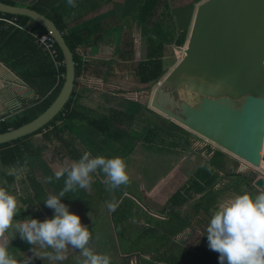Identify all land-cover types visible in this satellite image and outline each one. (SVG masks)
Segmentation results:
<instances>
[{"label": "crops", "instance_id": "obj_1", "mask_svg": "<svg viewBox=\"0 0 264 264\" xmlns=\"http://www.w3.org/2000/svg\"><path fill=\"white\" fill-rule=\"evenodd\" d=\"M17 2L29 5L33 0H17ZM146 2L147 0H74L75 7H72L67 3V0H58V4L56 0H48L47 5L43 7L48 15L53 18L58 17L59 22L63 25L61 34L74 44V53L81 64V72L74 79V99L70 105L77 108L78 116L66 121L67 124L71 129L74 128L78 132H82L81 134L90 140L88 145L91 149H95V153H108L104 144L107 143L111 146L110 133H124L131 139L132 146L129 144V148L123 151L124 154L119 153L117 156L125 160L131 178L133 164L160 166L162 160L169 159V166H182V163L172 160L173 153L164 156L149 153L147 150L141 149V143L148 135L155 134V130L149 129L146 118L153 115L152 112L146 111L148 105H146L148 93H146V89L155 80L162 79L181 58L182 54H178L175 49L181 47L175 46V40L182 37V44H185L194 7L192 5L186 21L177 28L167 12L168 5L170 7L171 4L170 0L168 3H162V0H159L158 3L156 0L155 6L151 8H146ZM57 5L58 8H56ZM155 25L161 26L164 35L157 34V30H152ZM21 32L32 40H27L24 54L28 56L29 52L33 50V45L37 44L29 34ZM0 64V117H10L17 114L15 112L19 113L29 107L30 102L37 97L29 85L30 79L19 77L18 69H13L11 64L5 65L1 59ZM6 69L17 78H14ZM147 74H150L152 79L146 84L139 82V79ZM85 80L89 81L85 82ZM80 90L89 92L91 98L80 96L78 94ZM83 110H87L88 114H84ZM171 125L172 128L176 126ZM63 136L64 133H61L60 138L62 139ZM48 145L52 151L56 152V158L46 155L45 166H53L54 163L56 167L61 168L82 156L72 154L74 155L72 158L68 152L60 153L61 146L53 148V144L48 143ZM75 145L80 148L83 146L78 142ZM58 150L60 151L58 152ZM69 151H72L71 148ZM114 155L116 154L113 153L112 156ZM262 170L260 166L258 171ZM140 172L143 173V171ZM142 173H137L135 176L141 178ZM158 181L161 182L160 179ZM94 183L93 176L92 184ZM50 186L46 182V197L48 194L59 193ZM63 186L62 183L61 189ZM100 199L104 202L111 200L115 205L114 210L109 212L112 219L116 218L115 224H118L123 218H125L124 221H127L129 218L135 217V214L130 213V208L132 203L138 204L137 197L130 194L127 188L115 191L112 196L110 194L109 198L102 196ZM100 199L97 197L95 201L100 202ZM78 201V198L70 200L61 198V202L66 205ZM46 208L44 209L45 215L36 213L35 216L39 218L52 216L54 210L48 208V215H46ZM21 210L23 209L20 207ZM103 215L105 216V214ZM26 218L23 211L14 217L16 220ZM120 226L126 225L120 223ZM19 242L21 243V238L17 233L11 240L8 250L12 251L11 255L17 260V264H22L20 254L24 250L18 248ZM137 242L140 241L137 240ZM26 246V250L30 248L28 243Z\"/></svg>", "mask_w": 264, "mask_h": 264}, {"label": "rangeland", "instance_id": "obj_2", "mask_svg": "<svg viewBox=\"0 0 264 264\" xmlns=\"http://www.w3.org/2000/svg\"><path fill=\"white\" fill-rule=\"evenodd\" d=\"M170 1V7L168 5L167 8L168 16L171 18L172 23H175L177 28H179L180 24L186 21V17L192 5L195 7L202 0ZM162 3H168V0H163ZM21 5H23V3ZM152 30H157L156 32L159 35L163 34L160 25H155ZM182 46L184 45L182 44ZM182 46L180 47L182 48ZM177 53L179 54L180 52L177 51ZM88 81L89 80H85V82ZM149 87H154V85L152 84ZM78 94H80V96L83 95L85 98H91L89 92L87 93L86 91L83 92L80 90ZM149 95L148 92L146 105L148 104ZM32 106L33 105H30L29 107ZM83 113L88 114V111L83 110ZM146 118L150 127L149 129L155 130L157 128L159 131H157L158 133L155 132L154 135H148L142 140L141 149L162 156L173 153L172 160L182 163V166H169V159H166V161L162 160L160 166H140V163L132 165V178L128 173L130 184L128 186H121L117 190L127 188L130 194L137 197L136 200L138 204L132 203V207L130 208V213L135 214L134 218H129L127 221H124L125 218H123L118 224L114 223L116 218L112 219L109 215V212L112 211L108 207V204L112 203L111 200L104 202L101 201L100 198H102V196L109 198L110 194L112 196L117 190L111 193L107 190L104 183L105 177L102 173L93 174L95 183L92 184L91 190L78 189L75 192L66 194L64 197L67 200L72 198L79 199L78 202L68 204L69 211L79 215L81 223L86 225L90 231L92 230L94 241L92 242L91 240L90 246L97 252L108 254L111 257L112 264H166L159 261L158 258L161 256L166 258H178V252L181 255L182 252H187V258H193L195 254H200L203 249V244H207L205 228L209 222L211 213L220 202L234 197V192L228 189L223 191L222 195L218 197L219 201L217 203L212 205L206 204L207 210L205 213L199 210L197 215L190 217L191 220L188 225L174 235H170L169 228L160 225L173 211L177 212L178 210H183L191 202L201 197L199 194H193L190 184L191 177L200 166L222 165L224 172H228V174L232 172L233 174L241 175L249 182L250 186H252V182L256 178L264 176L263 167L262 171L256 172L253 168L243 163V161L224 153L209 141L179 127L164 117V119H162L160 116L153 114ZM171 124L176 126L172 128ZM61 133H64L62 139L60 136L59 139L55 137L54 143L52 144H56L55 147L61 146L60 149H62V151L60 153L64 154H66V152L72 153L69 151V148H71L74 154L83 155L84 152L89 151L92 156L103 155L111 158L116 157L119 153L124 154L123 151L129 148V144L132 146V143H130L131 139L126 137L124 133L114 132L109 134V136L112 137L109 140L111 146L107 145V143L104 144V148L106 147V149H108L109 154L103 152L95 153V149H91L90 145H88L90 140L83 136V134H81L82 132H78L74 128L71 129L67 124ZM80 136L81 138H79ZM52 137L53 136H51V138ZM76 142L83 144V146H81V148L77 147L75 145ZM18 147L21 153L19 154L17 167L7 168V174L18 172L19 169L25 166V163L27 172H21L19 175L11 174L12 181L9 183V186L13 189L11 193L18 199L20 207L23 209L21 211H23V214H25L27 218L31 217L43 221L47 217L39 218L35 215H37L36 213H40L42 216L43 214L45 215L44 209L46 207L43 200L46 198V177L53 176L54 172L60 169L56 167L54 163L53 166H45V160L47 161L45 156L48 155L51 158H56V152L49 148L48 142L41 138V134H36L27 138L25 141H22ZM59 151L60 150H58V152ZM215 152H220L223 157L218 158L215 156ZM93 153H95V155H93ZM113 153L116 155L112 156ZM150 159L152 158L150 157ZM232 166H235V168ZM36 167L40 168L38 173L35 171ZM140 171H143V173ZM127 172H129L128 166ZM224 172L218 173L213 190H219L222 186L230 188V186L233 185L235 178L233 179L229 177V175L224 176ZM137 173H142L143 176L138 178L135 176ZM159 179L161 182L158 181ZM239 179H237L236 182L238 185H241L239 186L240 192L246 193L247 189L242 186V181ZM2 182L7 184L6 181ZM62 183L63 178L59 181L54 180L52 183H48V185H51L50 187L59 192ZM33 184H42V186H44L40 189L36 187L33 189ZM255 190L260 192L257 189ZM97 197L100 199V202L95 201ZM182 198L184 201L182 204H172V199L178 200L179 202V199L181 200ZM47 210L48 207L45 211L46 215H48ZM100 214H102L101 217ZM103 214H105L106 217ZM52 216H49V219L52 218ZM145 217H147V219H145ZM120 223H125L126 226H120ZM137 240L140 242H137ZM21 247L23 248L24 245H21ZM45 251L51 250L43 249L39 245H30L29 249L26 250L24 248V252L20 254L21 263L59 264V262L51 259L40 258ZM78 251L79 250L70 249L68 258L63 261L62 264H78ZM9 252L12 254V251Z\"/></svg>", "mask_w": 264, "mask_h": 264}, {"label": "water", "instance_id": "obj_3", "mask_svg": "<svg viewBox=\"0 0 264 264\" xmlns=\"http://www.w3.org/2000/svg\"><path fill=\"white\" fill-rule=\"evenodd\" d=\"M0 14L26 17L41 27L60 51L64 69L53 101L29 122L0 133V144H5L36 132L61 111L72 91L74 63L61 32L44 15L1 2ZM175 49L181 51L179 61L146 89V111L204 138L256 172L264 169V0L200 1L183 48ZM252 186L264 190V176Z\"/></svg>", "mask_w": 264, "mask_h": 264}, {"label": "clouds", "instance_id": "obj_4", "mask_svg": "<svg viewBox=\"0 0 264 264\" xmlns=\"http://www.w3.org/2000/svg\"><path fill=\"white\" fill-rule=\"evenodd\" d=\"M67 3L75 7L74 0H67ZM21 172H27L26 163L18 172L9 174ZM94 173L104 175L110 192L130 184L123 158L92 156L86 151L78 160L46 177L47 183L63 178L64 186L58 194H48L43 200L46 207L54 210L52 218L43 221L31 217L14 219L21 212L19 201L5 187H0V264H17L8 250L17 233L29 245L51 250L45 251L42 259L62 264L72 249L79 250L78 264H112L108 254L90 246L92 232L81 223L79 215L70 212L68 205L61 202L62 197L78 189L91 190ZM108 207L114 210L115 205L109 203ZM205 233L208 248L218 253L219 264H264V191L255 196L237 194L220 202L211 213Z\"/></svg>", "mask_w": 264, "mask_h": 264}, {"label": "trees", "instance_id": "obj_5", "mask_svg": "<svg viewBox=\"0 0 264 264\" xmlns=\"http://www.w3.org/2000/svg\"><path fill=\"white\" fill-rule=\"evenodd\" d=\"M47 1L48 0H33V2L29 5H21L18 4L17 0H0V2L3 4L24 6L44 15L49 20H51L55 27L59 30V32H61L63 30V25L59 22L57 17L58 15L56 14L57 18H53L43 10V7L47 5ZM155 1L156 0H147L145 4V6H147L146 8L153 7L155 5ZM56 2L58 4V0H56ZM56 8H58V5ZM12 19H14V22L20 26H30V32L32 33H35L37 35L45 34V31L41 27H39L35 23H32L26 17L0 14V59L5 65L11 64V67L13 69H18L17 74L19 77L25 78L26 80L30 79L29 85L33 89L37 97L30 102L29 105H33L32 107H27L25 110H22L21 112L10 117H0V133L6 132L10 129H15L29 122L38 114L43 112L57 95L62 85L64 73L63 65L57 68V70L55 71L47 55L37 45H33V50L29 52L28 56L24 54V52L26 51L27 40L31 39L27 35L23 34L20 30L4 22V20L11 21ZM62 37L72 54L75 79L81 72V64L78 57L74 53V44L66 37ZM181 44L182 37L177 38V40H175V46H181ZM54 48L57 53V61L62 62L61 53L55 43ZM28 63L30 64L29 66L27 65ZM57 74L61 75V77H59L58 82L55 85V77ZM151 77L152 76L150 74H147L140 78L139 82L146 84L152 79ZM74 85L75 81H73V87L70 93V97L64 104L61 111L45 126L30 135L24 136L23 138L11 141L9 143L0 144V187H5L10 193L13 190L9 186V183L12 181V175L7 174V168L17 167L19 154L21 153L19 151L18 145L22 143V141H25L27 138L33 135L41 134V138L44 141L52 144L54 143L53 141L55 137L59 139L61 131L67 125L66 121L75 119L76 116H78L77 108L70 106L74 99ZM157 131L159 130L156 128L155 132ZM51 136L53 137L51 138ZM53 146L55 147L56 144ZM71 152L72 153L69 154H71L70 157L73 158L74 155L72 154H74V152ZM215 156H217L218 158L223 157L220 152H215ZM232 167L235 168V166ZM35 171L38 173L40 171V168L36 167ZM221 172H224L222 165L200 166L198 169H196L195 173L191 177L190 184L193 194H199L201 195V197L198 198V200H194L193 202H191L183 210H178L177 212L173 211L171 214H169L168 218H165L164 222H161L160 225H164L165 228L170 229V235H174L176 232L181 231V229L185 228V226L188 225L189 221L191 220L190 217L197 215L199 210L202 213H205L207 210L205 205H212L214 203H217L219 201L218 197L222 195L223 191H226L228 189L234 192L235 195L243 194L240 192L239 186L241 185H238L236 182V180L239 178V180L242 181V186L247 189L246 193H249L253 196L259 193L252 186H250L249 182H247L244 177L238 174H233L232 172H230L231 174H228V172H224V176L229 175V177H232L233 179L235 178V181L233 185L230 186V188L222 186L221 188H219V190H213V186L216 184L215 180L217 178V175ZM2 181H6L8 187L7 184L3 183ZM37 185L33 184V189L35 187L37 189H40L44 186H42V184ZM183 202V198L181 200L179 199V202L178 200L172 199L173 205H180ZM18 245L19 249L24 250V248L27 247V242L21 239V243L19 242ZM21 245H24V247L22 248ZM177 256L178 258H166L161 256L160 258H158V260L166 264H219L218 253L211 251L208 248L207 244H203V249L201 250L200 254H195L193 258H187V252H182V255L178 252Z\"/></svg>", "mask_w": 264, "mask_h": 264}, {"label": "built area", "instance_id": "obj_6", "mask_svg": "<svg viewBox=\"0 0 264 264\" xmlns=\"http://www.w3.org/2000/svg\"><path fill=\"white\" fill-rule=\"evenodd\" d=\"M4 22L12 25L13 27H15L20 31L29 34L35 40L37 46L41 48L44 51V53L47 55L55 71L57 70V68L62 66V62L57 61V53L54 48V41L47 33L42 35H37L35 33H32L30 32V28H29L30 26H26V27L20 26L14 22V19H12L11 21L4 20ZM59 77H61V75L57 74L55 77L56 79L55 85L57 84Z\"/></svg>", "mask_w": 264, "mask_h": 264}, {"label": "bare ground", "instance_id": "obj_7", "mask_svg": "<svg viewBox=\"0 0 264 264\" xmlns=\"http://www.w3.org/2000/svg\"><path fill=\"white\" fill-rule=\"evenodd\" d=\"M178 52H180L181 53V51H178ZM179 53V54H180ZM181 55V54H180ZM211 143V142H210ZM211 144H213V143H211ZM263 144H264V142H263ZM214 145V144H213ZM215 146V145H214ZM216 147V146H215ZM217 149H219L218 147H216ZM221 150V149H220ZM223 151V150H222ZM224 152V151H223ZM262 153H264V149H263V152ZM241 161V160H240ZM244 163V162H243ZM262 167V166H261Z\"/></svg>", "mask_w": 264, "mask_h": 264}, {"label": "flooded vegetation", "instance_id": "obj_8", "mask_svg": "<svg viewBox=\"0 0 264 264\" xmlns=\"http://www.w3.org/2000/svg\"><path fill=\"white\" fill-rule=\"evenodd\" d=\"M147 92V91H146Z\"/></svg>", "mask_w": 264, "mask_h": 264}]
</instances>
